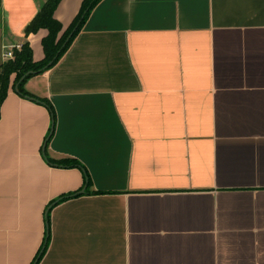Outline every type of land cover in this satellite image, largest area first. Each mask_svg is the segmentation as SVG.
<instances>
[{
    "label": "crops",
    "instance_id": "0c3cea01",
    "mask_svg": "<svg viewBox=\"0 0 264 264\" xmlns=\"http://www.w3.org/2000/svg\"><path fill=\"white\" fill-rule=\"evenodd\" d=\"M45 1L0 0V61L44 57L25 28ZM82 2L59 3L61 34ZM24 87L55 122L11 86L0 264H33L48 210L38 264H264V0H101Z\"/></svg>",
    "mask_w": 264,
    "mask_h": 264
},
{
    "label": "trees",
    "instance_id": "16d2710c",
    "mask_svg": "<svg viewBox=\"0 0 264 264\" xmlns=\"http://www.w3.org/2000/svg\"><path fill=\"white\" fill-rule=\"evenodd\" d=\"M62 0H46L40 7L36 15L31 19L25 28L26 36L37 33L41 29H46L47 34L42 39L44 57L41 60H35L33 49L29 41L24 42L21 47L15 48L14 58L0 61V116L1 107L6 99L9 89L13 85L21 96L33 99L45 104L52 116L53 124L55 122V110L51 102L47 99L36 97L28 92L24 85L27 79L34 75L41 74L53 67L71 46L75 37L83 28L92 10L101 0H83L77 16L74 18L68 28L61 34L63 24L55 17V11ZM52 130L48 140L52 137ZM49 164L63 168H82L74 160L53 161L48 159ZM92 181L87 173L85 176L84 186L86 189L91 187ZM66 200V198H62ZM50 242V210L46 216V234L45 239L33 264H38L45 255Z\"/></svg>",
    "mask_w": 264,
    "mask_h": 264
},
{
    "label": "built area",
    "instance_id": "2783aa9c",
    "mask_svg": "<svg viewBox=\"0 0 264 264\" xmlns=\"http://www.w3.org/2000/svg\"><path fill=\"white\" fill-rule=\"evenodd\" d=\"M20 47H21V45H16V46L9 47L7 49L5 48L6 50H4V52L2 54L3 60H8V59L14 58V52H13V50L15 48H18L19 49Z\"/></svg>",
    "mask_w": 264,
    "mask_h": 264
}]
</instances>
